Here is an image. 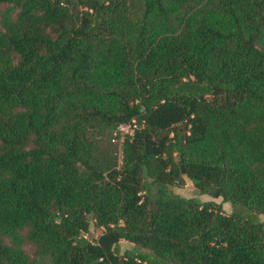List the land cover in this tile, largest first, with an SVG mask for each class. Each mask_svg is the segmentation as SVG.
Segmentation results:
<instances>
[{
	"label": "trees",
	"instance_id": "obj_1",
	"mask_svg": "<svg viewBox=\"0 0 264 264\" xmlns=\"http://www.w3.org/2000/svg\"><path fill=\"white\" fill-rule=\"evenodd\" d=\"M261 213L264 0H0V264H264Z\"/></svg>",
	"mask_w": 264,
	"mask_h": 264
},
{
	"label": "rangeland",
	"instance_id": "obj_2",
	"mask_svg": "<svg viewBox=\"0 0 264 264\" xmlns=\"http://www.w3.org/2000/svg\"><path fill=\"white\" fill-rule=\"evenodd\" d=\"M119 134V133H118ZM113 137H119V135L115 136L113 134ZM116 143V142H114ZM118 143V142H117ZM145 180L147 181L148 187L152 189V191L157 192L159 189L161 183L155 180L154 178L150 176L145 175ZM167 190L174 196H182L185 198H195L200 201H207V200H215L217 202H222L224 212L227 214H230L234 212L236 209L233 207L231 202H225L223 201L222 197H217L214 198L210 194L205 193L201 194L199 193L198 189L195 186V182L188 178L187 176H184L183 181L181 182H175V183H169L167 185ZM144 193V192H142ZM242 214H247L245 210L239 211ZM259 220L264 221V214H258L256 216ZM106 229L104 227L98 226L95 224L94 221L91 222V227L89 232L86 233V237L88 239H91L93 241H99L100 238L104 235ZM120 247L122 250L127 249V248H133L134 243L130 242L126 239H121L120 240ZM29 249V246H27ZM167 264H174L172 261L168 260Z\"/></svg>",
	"mask_w": 264,
	"mask_h": 264
},
{
	"label": "built area",
	"instance_id": "obj_3",
	"mask_svg": "<svg viewBox=\"0 0 264 264\" xmlns=\"http://www.w3.org/2000/svg\"><path fill=\"white\" fill-rule=\"evenodd\" d=\"M140 125L136 119H132L128 123H123L119 126L118 130L114 133L115 136L119 135V137H114V141L119 143L121 147L122 142L124 141L127 135H133L135 130L139 128ZM119 133V134H118Z\"/></svg>",
	"mask_w": 264,
	"mask_h": 264
}]
</instances>
